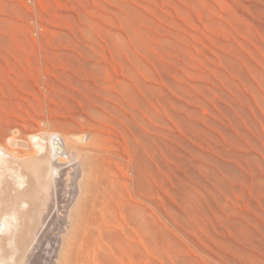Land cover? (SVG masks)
I'll return each mask as SVG.
<instances>
[{
	"label": "rangeland",
	"instance_id": "rangeland-1",
	"mask_svg": "<svg viewBox=\"0 0 264 264\" xmlns=\"http://www.w3.org/2000/svg\"><path fill=\"white\" fill-rule=\"evenodd\" d=\"M39 131L53 264H264V0H0V146Z\"/></svg>",
	"mask_w": 264,
	"mask_h": 264
},
{
	"label": "bare ground",
	"instance_id": "bare-ground-1",
	"mask_svg": "<svg viewBox=\"0 0 264 264\" xmlns=\"http://www.w3.org/2000/svg\"><path fill=\"white\" fill-rule=\"evenodd\" d=\"M30 138L37 149L35 156L16 157L0 146V264H53L56 255L57 236L49 235L44 229L48 225H44L53 212H58L50 196L59 182L57 178L53 183L54 173L65 170L66 152L56 132L39 131ZM46 237L49 241L51 237L49 247Z\"/></svg>",
	"mask_w": 264,
	"mask_h": 264
}]
</instances>
